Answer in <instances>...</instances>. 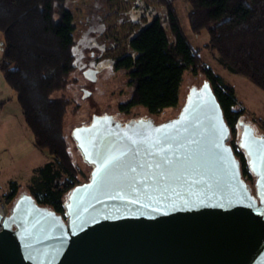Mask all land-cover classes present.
<instances>
[{
    "label": "water",
    "instance_id": "1",
    "mask_svg": "<svg viewBox=\"0 0 264 264\" xmlns=\"http://www.w3.org/2000/svg\"><path fill=\"white\" fill-rule=\"evenodd\" d=\"M79 73L92 84L98 69ZM90 86L78 87L77 97L89 98L90 120L70 132L81 159L92 166L88 182L64 194L65 219L23 189L7 216L0 211V264H264V136L244 116L238 119L253 197L227 145L230 129L209 83L189 85L178 117L159 125L144 116L121 122L114 111L100 116ZM138 132L152 139L176 136L173 151L190 157L184 163L196 169L191 175L207 184L117 195L119 169L111 181L102 179L103 172L94 180L102 156L126 148L128 137L144 139ZM149 147L143 145L142 156Z\"/></svg>",
    "mask_w": 264,
    "mask_h": 264
},
{
    "label": "trees",
    "instance_id": "2",
    "mask_svg": "<svg viewBox=\"0 0 264 264\" xmlns=\"http://www.w3.org/2000/svg\"><path fill=\"white\" fill-rule=\"evenodd\" d=\"M164 17L154 14L129 40V53L116 57L115 70H124L132 87L130 99L119 105L128 112L142 106L149 113L174 107L179 101L183 73L201 72L210 84L230 129V145L241 174L251 178L247 157L235 140L244 108L232 86L206 67L184 36L172 0H160ZM191 31L206 30L207 47L233 73L246 77L264 92V0H187ZM0 32L4 42L0 72L16 92L25 124L38 148L50 161L36 168L25 185L41 206L65 216L63 196L78 184V171L67 150L63 119L68 102L51 95L63 90L75 69V26L66 0H0ZM21 184L10 182L7 202Z\"/></svg>",
    "mask_w": 264,
    "mask_h": 264
},
{
    "label": "rangeland",
    "instance_id": "3",
    "mask_svg": "<svg viewBox=\"0 0 264 264\" xmlns=\"http://www.w3.org/2000/svg\"><path fill=\"white\" fill-rule=\"evenodd\" d=\"M180 28L188 43L194 50H198L204 65L220 76L224 83L233 87L239 105L235 109L244 108L243 121L251 123L256 133L264 136V92L252 84L246 77L228 70L220 60L216 51L206 45L209 36L206 30L194 34L189 26L188 14L190 5L187 0H172ZM69 10L73 14L75 26V69L69 75V81L63 90L51 95L53 99H65L68 102L63 119V132L67 143V150L75 165L78 174V184L88 182V172L92 166L81 159L75 149L70 136L73 125H82L90 120L89 115L93 107L89 98L84 101L77 97L81 95L78 87L91 88V99L101 116L104 112L111 115V111L122 117L121 122L129 119L145 117L154 125L163 124L178 117L180 108H183L189 85L195 84L197 89L203 82L208 83L206 77L198 72L193 74L191 69L183 73L179 89V101L174 107H166L157 113H149L142 106H134L128 112L119 110V105L126 103L131 96L132 87L129 76L124 70H115L112 66L114 59L122 54L129 53L128 40L141 29L154 14L164 17L166 9L160 0H66ZM4 36L0 32V59L2 57ZM91 50L94 51L93 59L89 62L101 66L97 82L88 84L83 81L80 71L90 58ZM0 101L5 102L3 113L19 112L20 106L16 92L4 81L0 72ZM19 117V116H18ZM10 121V120H9ZM5 121H3L4 123ZM17 134L16 130L0 131V193L7 196L11 181L21 184L14 200L30 182L33 171L50 161L51 156L47 151L36 146L31 130L24 124ZM240 127L237 122V142ZM231 134L227 145H230ZM238 143V142H237ZM232 149V148H231ZM233 151V150H232ZM236 157V156H235ZM237 159V157H236ZM238 161V159H237ZM241 172V170H240ZM246 178L241 174V179L255 197L254 175ZM13 200V202H14ZM64 219L65 216L61 215Z\"/></svg>",
    "mask_w": 264,
    "mask_h": 264
},
{
    "label": "snow or ice",
    "instance_id": "4",
    "mask_svg": "<svg viewBox=\"0 0 264 264\" xmlns=\"http://www.w3.org/2000/svg\"><path fill=\"white\" fill-rule=\"evenodd\" d=\"M162 131L156 129L158 133ZM136 135L144 139L128 137L130 143L126 148L116 152L108 150L107 154L102 156V167L93 173L94 180L98 173L103 172L102 179L111 181L114 179V170L119 169L117 195L122 191H131L137 195L164 194L176 191L183 184H207L199 174L198 178L191 175L196 169H189L184 163L190 157L173 151L172 146L179 142L176 136L163 134L152 139L144 132H138ZM146 142H149L151 147L144 148L142 156L141 149Z\"/></svg>",
    "mask_w": 264,
    "mask_h": 264
},
{
    "label": "crops",
    "instance_id": "5",
    "mask_svg": "<svg viewBox=\"0 0 264 264\" xmlns=\"http://www.w3.org/2000/svg\"><path fill=\"white\" fill-rule=\"evenodd\" d=\"M4 107H5V102L0 101V131H6V130H14L15 131L16 130V132L18 134L19 130H20L19 129L20 123L22 124L21 127H23L25 124L21 108L19 109V112H17V113H16V111L3 113L2 111H3ZM3 121H5V122L3 123Z\"/></svg>",
    "mask_w": 264,
    "mask_h": 264
},
{
    "label": "built area",
    "instance_id": "6",
    "mask_svg": "<svg viewBox=\"0 0 264 264\" xmlns=\"http://www.w3.org/2000/svg\"><path fill=\"white\" fill-rule=\"evenodd\" d=\"M12 203L13 202L8 203L6 197L0 193V211L2 214L1 218H4L9 214L8 210L11 208Z\"/></svg>",
    "mask_w": 264,
    "mask_h": 264
},
{
    "label": "flooded vegetation",
    "instance_id": "7",
    "mask_svg": "<svg viewBox=\"0 0 264 264\" xmlns=\"http://www.w3.org/2000/svg\"><path fill=\"white\" fill-rule=\"evenodd\" d=\"M93 55H94V51L93 50H91V52H90V58H87V61L88 62H86L85 64V67H84V69L86 68V67H90V68H95V69H98V73H97V79H98V74H99V71L101 70V66H99V65H96V64H92V63H90L89 61L90 60H92L93 59ZM83 70V69H82ZM81 75H82V73H81ZM82 78H83V81L84 82H87L88 84H91V82H89V81H87L84 77H83V75H82ZM96 82H97V80H96ZM80 87H84V88H87V87H85V86H80Z\"/></svg>",
    "mask_w": 264,
    "mask_h": 264
}]
</instances>
